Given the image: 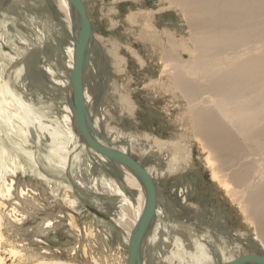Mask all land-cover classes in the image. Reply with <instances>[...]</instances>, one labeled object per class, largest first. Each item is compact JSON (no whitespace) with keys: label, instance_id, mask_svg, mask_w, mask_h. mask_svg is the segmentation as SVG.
I'll return each mask as SVG.
<instances>
[{"label":"bare ground","instance_id":"obj_1","mask_svg":"<svg viewBox=\"0 0 264 264\" xmlns=\"http://www.w3.org/2000/svg\"><path fill=\"white\" fill-rule=\"evenodd\" d=\"M83 3L91 21L90 6L87 0ZM171 6L184 14L193 33V46L169 39L161 49L164 73L187 100L191 133L205 154L212 182L239 209L253 240L264 252V0H171ZM80 31L76 11L67 0H0V197L7 200L11 195L14 180L9 183L8 177L19 173L54 181L64 186L62 198L72 210L79 207L76 191L90 203L103 202L105 209L112 210L113 224L122 231L128 251L131 234L145 209L146 193L130 169L89 148L77 127L70 78ZM54 34L65 38L61 53L66 63L60 69L46 59L40 66V76L45 78L41 87L57 98L62 94L49 103L41 96L32 97L29 90L33 82L27 78L36 54L54 51L56 55L51 40ZM94 40L93 33L83 91L97 140L106 145L100 140L104 137L114 151L131 155L135 144L146 139L153 149L172 151L176 162L191 160L182 142L140 134L127 137L108 124V116L103 108H97L92 91L97 82L92 77L98 75L93 62ZM181 49L191 54L189 61L182 60ZM122 103L133 106L128 98ZM44 107L54 111L45 113ZM138 162L156 185L163 170L156 166L148 169L145 162ZM101 165L120 171L122 179L102 170ZM189 190L183 183L182 192ZM0 208H6L1 201ZM168 212L157 188L156 214L141 246L142 264H228L239 258L232 255L231 246L221 236L224 234L208 231L206 236L191 238ZM17 213L13 211V215ZM3 223L0 214V264H5ZM72 226L77 228L74 221ZM33 264L75 263L56 259Z\"/></svg>","mask_w":264,"mask_h":264},{"label":"rangeland","instance_id":"obj_2","mask_svg":"<svg viewBox=\"0 0 264 264\" xmlns=\"http://www.w3.org/2000/svg\"><path fill=\"white\" fill-rule=\"evenodd\" d=\"M87 2L96 39L93 62L98 67V79L92 77L98 83L95 81L92 91L97 108H103L108 116V124L127 137L134 138L140 134L161 141H179L190 151L191 160L176 162L172 151L168 148L153 149L146 139L136 143L130 151L131 156L145 162L148 169L156 166L163 170L162 176L156 177V185L159 194L166 200L171 219L180 224L191 238L206 236L208 231L224 234L221 236L231 246L235 257L262 255L264 252L253 240L239 209L212 182L205 154L200 150L198 139L191 133L187 100L172 86V78L164 73L161 49L169 44V39L187 47L193 46V33L184 14L171 6V0ZM2 5H5L4 1ZM51 40L56 55L54 51L51 54L44 51L36 54L35 57L38 56L33 63L30 59L33 65L29 66L27 78L33 82L29 90L32 97L39 99L41 96L49 103L55 98L60 99L62 94L57 98L56 94L48 93L41 87L45 78L40 76V66L46 59L56 63L60 69L66 63L61 53L65 38L54 34ZM185 52L181 49L179 55L182 60L189 61L191 54ZM123 98H128L133 106L123 104ZM44 109L45 113L54 111ZM103 134L109 135L107 131ZM100 168L107 172L110 170L108 173L122 179L120 171L105 165ZM12 180L11 195L7 200L0 197L6 205V208H0L4 219L2 256L5 264H33L56 259L75 264H127L128 251L122 231L113 224L114 213L105 209L103 202L100 203L103 207L92 204L84 194L76 191L79 207L72 210L62 198L64 186L31 173L9 176L8 182ZM185 182L189 185V193L182 192ZM14 210L18 212L16 215H13ZM72 221L77 228L72 226Z\"/></svg>","mask_w":264,"mask_h":264},{"label":"water","instance_id":"obj_3","mask_svg":"<svg viewBox=\"0 0 264 264\" xmlns=\"http://www.w3.org/2000/svg\"><path fill=\"white\" fill-rule=\"evenodd\" d=\"M75 9L80 25V36L75 49V68L71 73V86L74 95V118L77 127L85 139L89 148L107 158L113 164H121L130 169L141 181L145 193L146 204L143 214L134 228L129 242L127 264H142L141 246L145 239L151 223L156 214L157 188L149 172L131 155L114 151L111 144L104 137L100 140L93 129L92 121L87 111V105L83 91V71L87 62V52L90 40L93 36V25L89 20L87 9L83 0H67ZM228 264H264V257L261 255H245L237 258Z\"/></svg>","mask_w":264,"mask_h":264}]
</instances>
